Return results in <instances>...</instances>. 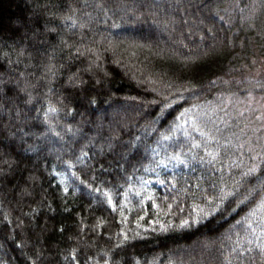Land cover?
<instances>
[{
	"label": "trees",
	"instance_id": "trees-1",
	"mask_svg": "<svg viewBox=\"0 0 264 264\" xmlns=\"http://www.w3.org/2000/svg\"><path fill=\"white\" fill-rule=\"evenodd\" d=\"M181 1L0 0V264H264V0Z\"/></svg>",
	"mask_w": 264,
	"mask_h": 264
},
{
	"label": "rangeland",
	"instance_id": "rangeland-1",
	"mask_svg": "<svg viewBox=\"0 0 264 264\" xmlns=\"http://www.w3.org/2000/svg\"><path fill=\"white\" fill-rule=\"evenodd\" d=\"M190 3L192 4V2H190ZM186 4H188V1L183 0L181 2H176V4L174 6H171V5L170 6L169 5L163 6L164 4H158L156 8L158 9L157 12H162L161 10L168 9L169 12L177 13L180 10V8L186 7ZM119 10H122V9H116V11H119ZM134 11H137L136 8L135 9L133 8V10L128 9L126 11V15H128L132 19V21H133V22H129L128 24H126V25L130 26L128 29H129V31H131L133 33V34H129V35L131 37H133V38H136V39H145V38H143V36H147V33H144V32H147V31L144 30V32L143 31L141 32L137 28V22L140 21L141 15H139V14L134 15ZM98 12L100 13L99 15L101 16V18H99V19H104V17L101 14L102 11L98 10ZM89 23H92V20H90ZM153 24L154 23H152V22L150 23V26L152 28L151 29L149 28L150 30L148 32H150V33L153 32L152 34L154 35V37H156V40H159L160 43H162V44L163 43L169 44L168 38L170 37V35L167 34V36H166L165 33L160 32V27L159 26H162V24L161 23L159 25L158 24H154L156 27ZM78 27L79 28H82L80 26H78ZM168 28H169V25H168ZM130 36H128V37H130ZM2 95H4V94L1 92L0 93V96H2ZM263 105H264V103H263ZM4 115H6V110L0 105V117H3ZM99 126H100V124H96V128H99ZM46 132L48 134V131H46ZM17 134L18 135H21V132H20V134L18 132L15 133V134H10L7 137H8V139H10V140H12L14 142H18L17 138L15 137V135H17ZM65 134H66V137H68L67 140H72V139L74 140V139H76V136H77L78 132L76 131L73 134V133L69 132V130H67L65 132ZM23 136H25V135H23ZM64 143L67 144L68 142L67 141H64ZM60 144H61V142H60ZM111 148L112 147H108V150H111ZM28 151H30V150H28ZM28 151L27 150L26 151H21L19 153H21V154L22 153L23 154H29ZM31 151L33 152L34 150H31ZM56 151H58L57 153H62L63 152L62 151V148H57ZM47 154H48V152H45L43 155H42V153H40V154L38 153V154H35V155H32V156H34L35 157V160H37V159H39V157L45 156ZM86 197L89 198L90 201H92V197L90 195H86ZM230 231L232 232V230H230ZM218 240L219 241L221 240V243H218V245L217 244L214 245L211 242L212 247H216V246L219 247V252L221 254V264H230V260L228 259V256H229V254H232L233 253L234 246L236 245V241L233 240L232 237L231 238L230 237L227 238V235H223ZM191 249L194 250V251H196V252L197 251L198 252L199 251H204V250H206L207 252H209L211 250V248H209L208 245H206L205 243H201V242H198L197 244H194L191 247ZM118 264H120V263H118ZM241 264H248V262L247 263L244 262V263H241Z\"/></svg>",
	"mask_w": 264,
	"mask_h": 264
}]
</instances>
